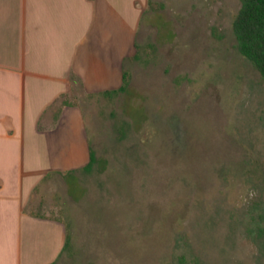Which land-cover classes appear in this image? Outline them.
<instances>
[{"label": "rangeland", "instance_id": "obj_1", "mask_svg": "<svg viewBox=\"0 0 264 264\" xmlns=\"http://www.w3.org/2000/svg\"><path fill=\"white\" fill-rule=\"evenodd\" d=\"M119 2L105 89L121 70L125 89L62 98L95 159L28 205L62 224L54 264H264V79L237 47L240 0Z\"/></svg>", "mask_w": 264, "mask_h": 264}, {"label": "crops", "instance_id": "obj_2", "mask_svg": "<svg viewBox=\"0 0 264 264\" xmlns=\"http://www.w3.org/2000/svg\"><path fill=\"white\" fill-rule=\"evenodd\" d=\"M119 4L0 0V264H52L63 249L62 224L28 205L49 173L89 162L78 108L62 98L77 80L86 92L106 90Z\"/></svg>", "mask_w": 264, "mask_h": 264}, {"label": "trees", "instance_id": "obj_3", "mask_svg": "<svg viewBox=\"0 0 264 264\" xmlns=\"http://www.w3.org/2000/svg\"><path fill=\"white\" fill-rule=\"evenodd\" d=\"M232 29L239 52L253 63L264 79V0H240V7L234 17ZM124 79L125 72L123 71L121 85L116 89L106 90L104 93L112 94L118 90H124ZM94 159V154L90 150V159L85 166L89 167Z\"/></svg>", "mask_w": 264, "mask_h": 264}]
</instances>
